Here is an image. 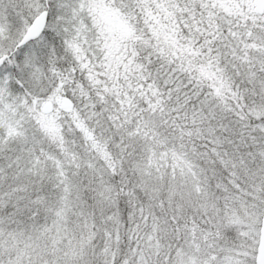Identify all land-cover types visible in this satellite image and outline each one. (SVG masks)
I'll return each mask as SVG.
<instances>
[{"label": "snow or ice", "instance_id": "1", "mask_svg": "<svg viewBox=\"0 0 264 264\" xmlns=\"http://www.w3.org/2000/svg\"><path fill=\"white\" fill-rule=\"evenodd\" d=\"M0 264H264V0H0Z\"/></svg>", "mask_w": 264, "mask_h": 264}]
</instances>
